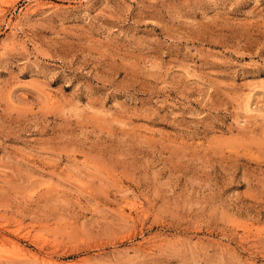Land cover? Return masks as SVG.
<instances>
[{"label":"rangeland","instance_id":"rangeland-1","mask_svg":"<svg viewBox=\"0 0 264 264\" xmlns=\"http://www.w3.org/2000/svg\"><path fill=\"white\" fill-rule=\"evenodd\" d=\"M0 264H264V0H0Z\"/></svg>","mask_w":264,"mask_h":264}]
</instances>
